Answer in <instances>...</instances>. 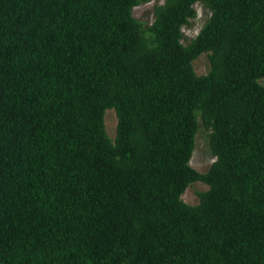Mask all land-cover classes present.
Instances as JSON below:
<instances>
[{"label":"trees","instance_id":"trees-1","mask_svg":"<svg viewBox=\"0 0 264 264\" xmlns=\"http://www.w3.org/2000/svg\"><path fill=\"white\" fill-rule=\"evenodd\" d=\"M148 1L0 0V264H264V0Z\"/></svg>","mask_w":264,"mask_h":264},{"label":"rangeland","instance_id":"rangeland-1","mask_svg":"<svg viewBox=\"0 0 264 264\" xmlns=\"http://www.w3.org/2000/svg\"><path fill=\"white\" fill-rule=\"evenodd\" d=\"M161 2L162 0H150L140 3L133 7L132 14L145 23H150L153 19V7L155 4ZM193 7L195 10L194 16L189 19L187 24L181 27V41L184 44L196 35L210 14L207 7L201 2H195ZM192 66L197 74L205 73L209 67L207 53H202L195 58L192 61ZM104 120L106 131L108 135L112 137L114 135L116 123V117L112 109L106 111ZM213 159L207 144V131L200 125L194 137L193 150L189 159V164L197 171L204 172L208 169ZM206 188L207 185L201 181L192 182L181 194V199L186 203L195 204L198 201V193Z\"/></svg>","mask_w":264,"mask_h":264}]
</instances>
